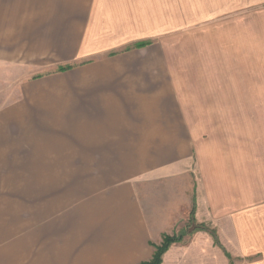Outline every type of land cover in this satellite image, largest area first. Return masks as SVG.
Here are the masks:
<instances>
[{"label": "crops", "instance_id": "0c3cea01", "mask_svg": "<svg viewBox=\"0 0 264 264\" xmlns=\"http://www.w3.org/2000/svg\"><path fill=\"white\" fill-rule=\"evenodd\" d=\"M263 120L264 0H0V264L256 254Z\"/></svg>", "mask_w": 264, "mask_h": 264}, {"label": "rangeland", "instance_id": "374dc122", "mask_svg": "<svg viewBox=\"0 0 264 264\" xmlns=\"http://www.w3.org/2000/svg\"><path fill=\"white\" fill-rule=\"evenodd\" d=\"M243 122H244V124H246V122H248V126H250L252 124V121H243ZM259 122H261V120ZM220 123H222L223 127H225L224 134L221 136V138L223 140H225V142H228L230 145H234V146L237 145L238 143L239 144L243 143L244 150H245V144L247 142V139H250L251 131L248 130L246 132L243 129L244 134H240V132H236V130H235L236 124L238 125L239 121L229 120V121H220ZM262 135L260 134V136L258 137L259 144H264V134H262ZM191 234H192V232H188V230L181 231V232H180V230H178L173 235H170L169 237H172L173 241L171 243L166 244L165 251L163 252V254L169 249V247L173 243H176V242L179 243V242L183 241L185 237L190 236ZM262 241H263V246L260 248V250H258V252L256 254L254 253L251 256L243 257V258H236V259H235V257L228 256V259H227L228 261L226 264H264V239ZM225 249L227 250L228 253H231V250L229 247H226ZM163 254L161 255V261H162ZM172 264H174V263H172ZM215 264H217V263H215Z\"/></svg>", "mask_w": 264, "mask_h": 264}, {"label": "trees", "instance_id": "16d2710c", "mask_svg": "<svg viewBox=\"0 0 264 264\" xmlns=\"http://www.w3.org/2000/svg\"><path fill=\"white\" fill-rule=\"evenodd\" d=\"M173 241L172 237L165 236L162 244L158 245L154 248V252L152 257L148 261L141 262L140 264H160L161 262V255L165 251V247L167 243H171Z\"/></svg>", "mask_w": 264, "mask_h": 264}]
</instances>
